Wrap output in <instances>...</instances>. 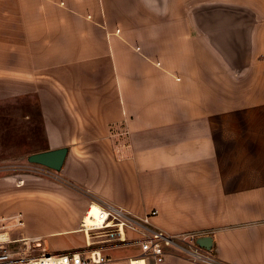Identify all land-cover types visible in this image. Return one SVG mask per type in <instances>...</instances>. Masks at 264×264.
Here are the masks:
<instances>
[{"label":"crops","instance_id":"obj_1","mask_svg":"<svg viewBox=\"0 0 264 264\" xmlns=\"http://www.w3.org/2000/svg\"><path fill=\"white\" fill-rule=\"evenodd\" d=\"M26 96L46 144L30 154H68L56 182L0 176L12 251L83 250L102 200L211 235L215 264H264V0H0V100ZM127 237L92 247L131 264ZM171 251L160 264H209Z\"/></svg>","mask_w":264,"mask_h":264},{"label":"built area","instance_id":"obj_2","mask_svg":"<svg viewBox=\"0 0 264 264\" xmlns=\"http://www.w3.org/2000/svg\"><path fill=\"white\" fill-rule=\"evenodd\" d=\"M96 207V214L90 215L92 207ZM150 216L137 218L124 209L115 207L102 200L90 203L88 210L80 223L81 230L87 235L86 248L80 251H64L59 253L30 254L31 241H24V252L12 251L8 244V229L0 219V264H110L112 260L104 255L94 245H122L130 242L127 231L140 235L139 245L141 253L130 260L143 261V264H160L165 257L172 254V249L187 255L199 262L215 264V261L204 252L196 243V237L168 235L160 230L150 227ZM17 226L24 224L23 215L13 216ZM35 247L39 243L35 242Z\"/></svg>","mask_w":264,"mask_h":264},{"label":"rangeland","instance_id":"obj_3","mask_svg":"<svg viewBox=\"0 0 264 264\" xmlns=\"http://www.w3.org/2000/svg\"><path fill=\"white\" fill-rule=\"evenodd\" d=\"M37 113L33 96L0 100V176L30 174L56 182L58 172L27 161L46 145Z\"/></svg>","mask_w":264,"mask_h":264},{"label":"water","instance_id":"obj_4","mask_svg":"<svg viewBox=\"0 0 264 264\" xmlns=\"http://www.w3.org/2000/svg\"><path fill=\"white\" fill-rule=\"evenodd\" d=\"M68 154L67 147H61L57 149H49L40 152H35L27 156L29 163L41 165L48 169L60 172L63 168L64 162ZM195 243L206 251H212L214 248V242L211 235H200L196 237Z\"/></svg>","mask_w":264,"mask_h":264},{"label":"bare ground","instance_id":"obj_5","mask_svg":"<svg viewBox=\"0 0 264 264\" xmlns=\"http://www.w3.org/2000/svg\"><path fill=\"white\" fill-rule=\"evenodd\" d=\"M95 212H96V207L93 206L90 215H94V214H96ZM139 261H141V260H139ZM133 262H138V261H133Z\"/></svg>","mask_w":264,"mask_h":264}]
</instances>
